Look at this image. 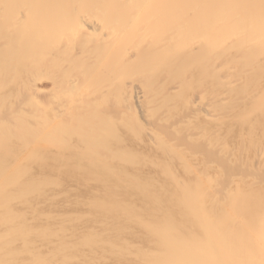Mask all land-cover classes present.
<instances>
[{"label":"rangeland","instance_id":"1","mask_svg":"<svg viewBox=\"0 0 264 264\" xmlns=\"http://www.w3.org/2000/svg\"><path fill=\"white\" fill-rule=\"evenodd\" d=\"M173 63L174 74L186 69L180 61ZM248 63L251 61L228 62L232 69L221 82L216 75L202 79L200 85L205 88H199L201 95L195 98L198 106L189 97L191 92L183 79L162 80V75L160 78V73L154 71V82L171 84L173 89L167 92L170 104L165 107L167 114L162 119L167 125H159L148 136L138 123L118 121L112 116L114 134L100 128L83 131L82 127L69 129L63 125L59 129L62 138H55V144L50 147L53 156L46 157L48 148L41 144L10 164L12 158H4L0 147V264H152L153 258L164 264H186L182 259L189 256L186 249L189 244L202 248L199 249L202 255L211 248L218 255L204 227L213 226V233L224 241L231 239L234 231H228L224 223L215 222L218 219L211 202L217 194L221 195L222 205L250 197L251 201L247 198L232 211L234 224L245 216L242 210L245 205L257 210L264 207L261 204L264 201V108L262 105L256 108L261 101L264 77L257 74L247 80L250 72L261 69L260 63ZM223 68L228 69L227 62ZM188 71L195 76L193 67ZM48 82L42 84L47 86ZM11 86L12 81L2 85L0 98L7 95ZM109 99L114 103L120 101L117 96ZM21 113L27 115L23 110ZM2 132L9 136L6 138L9 146L14 142L21 144L11 142L15 138L7 128ZM167 132L185 138L178 136L180 144H173L175 135L168 139ZM150 135L158 146L151 142ZM190 143L195 150V144L203 147L208 158L200 147L201 153L194 149L191 153ZM212 150L215 158L209 157ZM214 160L220 163L215 164ZM233 168L242 169L244 174L239 169L240 173L232 171ZM227 173L225 179L232 181L231 184L219 193L214 192L217 181ZM198 195L206 202L202 206L204 223L185 202ZM254 197L258 198L254 202L257 205L253 204ZM177 241L183 244H175ZM166 258L170 263H166Z\"/></svg>","mask_w":264,"mask_h":264},{"label":"bare ground","instance_id":"2","mask_svg":"<svg viewBox=\"0 0 264 264\" xmlns=\"http://www.w3.org/2000/svg\"><path fill=\"white\" fill-rule=\"evenodd\" d=\"M179 61L186 69L182 67L183 70L174 74L172 64ZM236 61L261 64V69L250 72L247 80L257 74L264 77V0H0V91L2 85L12 81L7 95L0 98L3 157H11L10 164L18 162L21 155H29L30 149L41 147V144L48 148L46 157L53 156L50 147L55 144V138H62L59 129L63 125L69 129L82 127L83 131L100 128L114 134L112 116L118 121L138 123L148 136V132L152 133L159 125H167L162 119L167 114L165 107L170 104L167 92L173 89L171 84L154 82V71L160 73V78L162 75V80L175 77L188 83L189 97L196 106L195 98L201 95L203 87L200 81L216 75L221 82L232 67L228 62ZM226 62L228 69L224 70ZM191 67L195 76L188 71ZM44 81H49V85H43ZM197 82L199 85L196 87ZM260 94L261 101L256 108L261 105L264 108V89ZM111 96L119 97L120 101H110ZM21 110L27 115H22ZM5 128L15 138L11 142H21L20 145L14 142L9 146L6 141L9 136L2 132ZM167 133L168 139H173L175 134ZM178 136L185 138L184 135ZM178 136L174 138L180 139ZM150 139L154 144L157 142L152 135ZM176 140L173 144H180V140ZM191 145L187 146L192 148L190 151L194 149ZM198 147L201 148L195 144L197 151ZM214 149L217 150L215 146ZM211 153L214 154L213 150L209 157L215 158ZM204 154L208 158V154ZM215 155L219 153L215 152ZM217 162L220 163L216 160L215 164ZM227 169L223 173L226 174ZM234 169L237 172L239 168L232 171ZM239 170L241 172L242 169ZM232 171L229 169L230 173ZM242 172L240 174H244ZM249 172L252 174L250 169ZM228 173L227 177L223 174L222 178H216L219 182L213 188L214 192L219 193L231 184L232 181L225 179ZM210 193L213 195V191ZM217 196L219 198L215 197L211 202L217 214L215 222L224 223L228 231H234V235L224 241L213 233V226L207 224L204 231L213 239L212 247L218 255L212 248L202 255L203 251L199 250L202 248L189 244L186 245L189 256L183 258V262L264 264V207L257 210L252 205H245L242 207L245 216L234 224L232 211L242 206L249 196L245 201L231 200L224 205L221 195ZM256 199L254 197L253 204H256ZM185 202L204 223L206 217L202 206L206 202L199 195ZM175 244L183 243L177 241ZM165 260L169 262L167 258ZM151 262L164 264L154 258Z\"/></svg>","mask_w":264,"mask_h":264}]
</instances>
